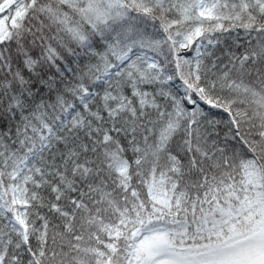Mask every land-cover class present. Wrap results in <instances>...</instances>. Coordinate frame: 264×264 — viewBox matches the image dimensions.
Segmentation results:
<instances>
[{"label":"snow or ice","instance_id":"snow-or-ice-1","mask_svg":"<svg viewBox=\"0 0 264 264\" xmlns=\"http://www.w3.org/2000/svg\"><path fill=\"white\" fill-rule=\"evenodd\" d=\"M0 264H264V0H0Z\"/></svg>","mask_w":264,"mask_h":264}]
</instances>
